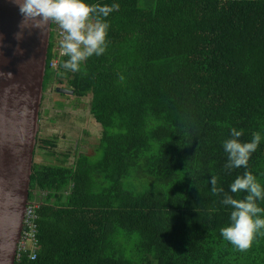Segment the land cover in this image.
Instances as JSON below:
<instances>
[{
    "label": "trees",
    "instance_id": "trees-1",
    "mask_svg": "<svg viewBox=\"0 0 264 264\" xmlns=\"http://www.w3.org/2000/svg\"><path fill=\"white\" fill-rule=\"evenodd\" d=\"M85 3L119 5L106 52L65 70L53 23L44 93L90 98L97 155H60L40 131L52 159L34 162L36 219L16 264H264V230L246 251L223 239L233 209L210 183L247 195L229 187L245 169H225L236 128L242 143L261 135L247 170L264 187V0Z\"/></svg>",
    "mask_w": 264,
    "mask_h": 264
},
{
    "label": "water",
    "instance_id": "water-1",
    "mask_svg": "<svg viewBox=\"0 0 264 264\" xmlns=\"http://www.w3.org/2000/svg\"><path fill=\"white\" fill-rule=\"evenodd\" d=\"M22 17L0 0V264H16L40 133L52 24L17 39ZM11 73V76L6 74ZM63 95L72 90L57 88Z\"/></svg>",
    "mask_w": 264,
    "mask_h": 264
},
{
    "label": "clouds",
    "instance_id": "clouds-1",
    "mask_svg": "<svg viewBox=\"0 0 264 264\" xmlns=\"http://www.w3.org/2000/svg\"><path fill=\"white\" fill-rule=\"evenodd\" d=\"M12 2L18 7L22 17L17 39H23L24 31L30 28L43 32L49 23L59 25L64 32L60 46L63 54L68 57L63 63V68L70 72L79 71L81 64L93 55L100 56L106 52L110 26L104 18L119 8L118 4L89 5L85 0H12ZM6 75L11 76V73ZM230 135L231 138L225 140L222 145L227 153L225 169L229 172L241 167L245 169L243 175L237 176L229 186L230 192H243L247 195L243 199H234L225 193L222 187L217 186L215 176L210 180L211 191L214 195L223 193L221 203L233 209L231 223L221 228V236L239 251H246L252 247L255 235L264 230V219L261 218L264 208L257 204V200H264V187L247 170L252 154L260 145L261 135L258 132L253 133L251 142L247 143L240 141L243 133L236 128L231 129Z\"/></svg>",
    "mask_w": 264,
    "mask_h": 264
},
{
    "label": "rangeland",
    "instance_id": "rangeland-1",
    "mask_svg": "<svg viewBox=\"0 0 264 264\" xmlns=\"http://www.w3.org/2000/svg\"><path fill=\"white\" fill-rule=\"evenodd\" d=\"M56 87L68 89L67 84ZM89 102L90 98L78 102L76 97L57 93L54 88L44 93L41 110L44 119L40 122L42 125L40 131L46 138L57 141L58 154L70 153L73 157L81 153L97 155L102 127L91 115ZM85 133H88L89 137H86ZM51 159L47 151H36L35 163L47 164Z\"/></svg>",
    "mask_w": 264,
    "mask_h": 264
},
{
    "label": "built area",
    "instance_id": "built-area-1",
    "mask_svg": "<svg viewBox=\"0 0 264 264\" xmlns=\"http://www.w3.org/2000/svg\"><path fill=\"white\" fill-rule=\"evenodd\" d=\"M56 34V37L58 36V43L61 45V41L63 39V36H64V32L61 28H58V26L53 30ZM61 56H65L63 54V52L61 51ZM57 62L58 61H55L53 66L55 67L57 65ZM33 214H34V210L32 207H30V204H29V207H28V210H27V213H26V219H25V223H24V231H23V236H22V240L20 242V245H19V251H18V257L20 256L19 252H21V250L23 248L26 247V243H25V236H27L28 238H31L32 235L29 234V233H32V229L34 228V224H33V221L36 219H33ZM33 219V220H32ZM27 228H29V232H27Z\"/></svg>",
    "mask_w": 264,
    "mask_h": 264
},
{
    "label": "crops",
    "instance_id": "crops-1",
    "mask_svg": "<svg viewBox=\"0 0 264 264\" xmlns=\"http://www.w3.org/2000/svg\"><path fill=\"white\" fill-rule=\"evenodd\" d=\"M74 96V95H73Z\"/></svg>",
    "mask_w": 264,
    "mask_h": 264
}]
</instances>
